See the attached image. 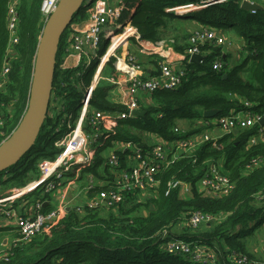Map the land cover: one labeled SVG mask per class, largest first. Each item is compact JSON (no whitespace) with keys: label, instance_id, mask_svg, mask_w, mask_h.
I'll use <instances>...</instances> for the list:
<instances>
[{"label":"trees","instance_id":"trees-1","mask_svg":"<svg viewBox=\"0 0 264 264\" xmlns=\"http://www.w3.org/2000/svg\"><path fill=\"white\" fill-rule=\"evenodd\" d=\"M42 1L20 0L19 43L8 56V0H0V72L7 61L10 66L8 85L0 93V119L3 122L0 134H4L0 135V141L11 136L27 109L37 46L44 26ZM195 1L199 0H121L117 4L119 14L114 22L122 27L136 28L142 41L158 43L173 37L175 50L183 55L191 47L189 40L192 33L189 29L193 24L216 30L223 36L234 32L243 41L240 63L229 69L226 48L213 43L200 47L204 56L200 63L189 61L185 55L187 73L178 89L153 93L152 103L141 105L142 111L146 112L144 117L110 122L116 129L114 139L117 141L138 144L143 141L140 133H152L165 141L184 139L210 131L216 127L214 121L241 112H251L264 118V0H250L263 7L254 13L241 7L243 0L211 5L183 17L166 11ZM80 14L81 19L76 16L73 23L87 19L83 9ZM112 24L102 35V54L108 48L110 39L122 32ZM125 38L123 36L116 42L120 43ZM64 42L63 36L52 94L54 99L58 98V102L52 99L50 108V112L53 110L55 113L51 116L49 112L30 153L0 174V187L12 180L17 188H24L28 182L24 181V177L37 171L38 162L54 159L61 151L55 146L59 139L55 129L66 127L62 120H67L70 114L78 116V105L85 92L83 85L87 87L91 84L96 65L94 63L87 70L61 69L66 49ZM112 51L109 50L108 54ZM217 59L223 62L221 70L213 68ZM102 66L104 62L99 71ZM115 88L108 83H100L93 91L92 108L126 111V107L113 99ZM212 109L218 110V114L212 119L204 118V111ZM179 120L191 123L201 120L202 126H193L185 133H177ZM261 129L262 139L251 144L250 140L259 136ZM103 150L94 151L92 165L79 167L82 174L93 173L99 177L103 173L100 178L104 179L108 169L104 165ZM120 155L124 164L127 153ZM263 159L264 126L259 121L253 127L238 129L237 133L224 134L216 145L212 141L205 142L192 154L174 162L159 175L157 198L138 203L133 196H127L117 210L100 213L92 210L79 213L72 208L43 234L25 244L13 246L12 255L7 261H0V264H237L236 260L241 256L257 262L249 252L247 240L264 226V200L257 199L259 194H264V161L258 167L251 165L253 161ZM219 161L223 162L222 171L235 183V188L223 198L204 197L197 191V183L210 166ZM101 166L105 167L104 171L99 170ZM172 180L189 184L192 196L184 200L179 190H171L166 195ZM28 196L41 197L43 201L47 197L42 196L40 190ZM49 211L47 206L42 208L44 213ZM194 212L227 216L223 221L195 229L173 230L174 225L188 219ZM165 229L173 230L170 238L190 243L191 255L168 253L164 248L166 240L162 238ZM4 232L0 228V233ZM199 252L210 253L212 257L198 259Z\"/></svg>","mask_w":264,"mask_h":264},{"label":"built area","instance_id":"built-area-1","mask_svg":"<svg viewBox=\"0 0 264 264\" xmlns=\"http://www.w3.org/2000/svg\"><path fill=\"white\" fill-rule=\"evenodd\" d=\"M60 1H42L41 14L44 23L57 9ZM226 1L229 0H199L184 6L168 8L166 11L174 13L178 17H183L193 11L211 5H219ZM19 5L20 0H8L7 27L10 34L7 50L8 56L13 53L14 47L19 43ZM83 6V10L87 15L86 26L85 28L81 27L80 23L82 22L79 20L70 26L66 36L68 46L65 49V54L73 53L75 57L73 68L87 70L94 63L96 64L97 61L96 70L91 84L87 87L83 85L85 92L78 105V116L75 117L73 114H70L67 120H62V124L66 127H57L55 129V134L59 136L55 146L61 149V151L54 159L43 160L39 163L40 178L29 183L19 192L0 198V219L14 218L18 233V237L11 247L7 251L0 253V261H7L9 259L12 255L11 249L13 246L25 244L31 238L43 234L70 211L67 208V204H61L55 209L44 213L42 212V208L45 202L40 199L35 205V213L32 216H25L15 214L12 210V205L36 190H40L41 195L45 196L60 187L72 185L74 181L80 180L82 171L79 167L94 163V151L100 148L105 149L103 150L104 165L107 167L108 172L104 174V181H100L93 173L87 175V184L80 190V194L84 196L85 205L83 208H76L79 213L89 210H117L120 205L124 204L127 196H133L135 202L137 201L138 203L157 198L160 185L159 175L174 162L180 160L184 155L192 154L205 142L212 141L216 145L217 140L224 134L232 133L238 129L253 127L257 122L261 121L258 115L251 112L245 113L244 117L235 114L214 121L213 123L216 127L210 131L194 134L184 139L165 141L162 138L159 139L160 137L155 134L144 133L143 137L145 141L138 144L133 141H117L114 139V136L117 134L116 129L110 122L133 118L132 112L135 110L142 111L139 98L135 93L152 96L153 93L159 90L178 89L182 85L187 73L185 55L191 61V56L201 54L200 47L206 43H213L215 46H223L225 48H228L231 43L216 30L202 27L192 33L189 40L191 47L180 58L181 67L176 68L173 66L175 62L174 54L176 53L174 39H166L158 43L142 41L136 28L122 27L114 22L119 14L118 7L117 5L110 4L108 0H86ZM111 23H113L112 26L115 29L122 30L120 36H126L118 46L123 47V51L126 52L124 55H128L127 57L123 56L120 52H118L119 57L116 55L114 51L118 46L115 47L111 54H108L109 49L104 54L101 52L102 35ZM132 38L138 46L139 53L137 55L131 53L129 49H124V46ZM112 40L110 39L108 47L113 45L114 42ZM139 55L160 57V72L157 77H145L143 65L138 59ZM114 56L117 58V62L114 65L115 71H113L111 77H103L107 63L109 62V65H111L112 59L116 61ZM103 62L104 67L99 71ZM63 66L64 69L68 67L66 63ZM222 66L223 62L221 59H217L213 68L221 70ZM9 73L10 66L7 61L0 72V93L5 91L8 85ZM118 75H123L124 77L117 78ZM103 81H107L110 85L116 86L119 89L120 99L118 103L126 107V111L112 112L92 108L93 91ZM52 99L58 102V98L54 99L52 96ZM2 127L3 122L0 119V128ZM218 128L221 129L223 135L213 136L211 131ZM176 132L185 133V131L179 128L176 129ZM259 133V136H255L250 140L251 144L257 143L258 139L263 136V129ZM0 135L4 134L1 133ZM6 139H2L0 144ZM108 139H111L110 142H107ZM124 152L127 155L123 164L120 153ZM263 161L264 159L255 160L251 166L258 167ZM185 186L187 187L189 184L172 180L169 183L166 195H169L171 190L181 191V189L185 193H188L189 190ZM234 188L235 183L223 173L217 164L211 165L207 173L197 183V191L204 197L210 198L226 197ZM257 199L259 201L264 200V194H259ZM226 216H212L201 212H194L188 219H183L174 225L173 230L183 231L184 228L188 227L195 229L203 225H209L210 223H218L223 221ZM173 230L169 231L165 229L162 232V238L166 240L164 245L165 250L174 255H191L192 246L190 243L170 238ZM195 247L200 248L199 246ZM201 252L198 254V259L212 257L210 253L205 254ZM236 263L264 264V262L261 263L260 261L254 262L245 256L238 258Z\"/></svg>","mask_w":264,"mask_h":264},{"label":"water","instance_id":"water-1","mask_svg":"<svg viewBox=\"0 0 264 264\" xmlns=\"http://www.w3.org/2000/svg\"><path fill=\"white\" fill-rule=\"evenodd\" d=\"M85 1L61 0L57 9L44 23L36 51L27 109L11 136L0 144V174L17 165L36 144L51 108L60 43L75 17L83 9ZM241 7L253 13L263 9L260 4L250 0H243ZM203 60L204 56L201 54L191 56L194 63ZM226 77L227 75L224 76ZM218 112L213 109L206 110L204 118L212 119ZM145 114V111L140 110L132 112L133 117H144ZM260 124L264 126V118Z\"/></svg>","mask_w":264,"mask_h":264},{"label":"crops","instance_id":"crops-1","mask_svg":"<svg viewBox=\"0 0 264 264\" xmlns=\"http://www.w3.org/2000/svg\"><path fill=\"white\" fill-rule=\"evenodd\" d=\"M108 1L110 4H114V5H117L121 2V0H108ZM85 21L86 20H84L83 22L81 21L82 23H80L81 27H83V28H85V26H86ZM199 28H201L199 25L193 24L192 29H189V31L192 33L194 31L198 30ZM224 36L231 43V45L226 49V52H227L226 55H228V57H229V60H228L229 69H231L234 67V65H236L237 62L240 63L241 58L243 57L242 53H241L242 52L241 47L243 46V41L234 32L225 33ZM134 41L135 40L133 38L130 39V41L124 46V49H128L131 45H133ZM118 43H116L114 46H116ZM240 45H241V47H239ZM239 48H241L240 51H238ZM236 49L238 52L236 51ZM137 53H139L138 50H137ZM182 56H184V55L181 54L180 52L176 51V53L174 54V59H175V62L173 64L174 67H176V68L181 67L182 64H181L180 58ZM138 59L141 62V64L143 65L146 78H153V77H157L159 75L160 57L139 55ZM64 63H66L68 65L67 68H73L74 67L75 57H74L73 53L65 54V52H64ZM135 94L139 98L140 107L142 104L150 105L152 103L151 96L145 95L143 93H135ZM237 114H239L240 117L245 116V113H243V112L237 113ZM180 121H182V122H180ZM179 125H181V127H183V130L186 132L187 130H191L193 128V126H196V127L202 126V121L196 120V121H193L191 123V122L186 121V120H179L178 121V128H179ZM211 134L213 136L223 135L221 129H219V128L211 131ZM159 139H161V138H159ZM260 139H262V137H260ZM142 140L145 141L143 135H142ZM216 164L220 166L221 170L223 169V162L222 161H219ZM83 178H84V175H82L80 177V180ZM37 179H38V177L31 178L30 182H28L26 185H28L29 183H31ZM99 180L104 181V179H102V178H100ZM186 188H188V190H189L188 193H185L182 189H181V191H179L180 197L184 200L189 199L192 196L191 187L187 186ZM10 189H12V191H9ZM10 189L5 188V186L0 187V198L13 195L14 193L20 191L22 188L16 187V189L15 188H10ZM75 189H76V184L65 185L63 187L58 188L56 191H52V192L46 194L48 198L47 197L44 198V202H45L44 206L49 207L50 211L55 209L56 207L60 206L61 204H67V208L69 210L72 208H77L73 204L77 200V198H79V196L81 194H80V192L75 194L74 193ZM40 199H41V197L35 198V197H30V196L26 197L25 196L24 198L21 199V201H18V203H16L17 202L16 201L15 202L16 204L14 203L12 205V210L15 212V214L18 213V215L32 216L35 213V205H36L37 201ZM104 210L110 211L109 209H103V210H101V212ZM0 228H3L5 230V233L12 234V236H13V240L11 243V245H12L18 237L15 219L14 218H2V219H0ZM174 231H177V230H174ZM177 232H179V230ZM253 236L258 241L260 240L259 241L260 244L261 243L264 244V226L261 227L259 230H257ZM248 248H249V252H250V250H251L250 249L251 248V242L250 241L248 242ZM261 248H262V246H261ZM252 249L255 252H259L258 255H256L255 253H252L255 260H257V261L259 260L261 262H264V249H263V251H261L260 248H258V249L252 248Z\"/></svg>","mask_w":264,"mask_h":264},{"label":"rangeland","instance_id":"rangeland-1","mask_svg":"<svg viewBox=\"0 0 264 264\" xmlns=\"http://www.w3.org/2000/svg\"><path fill=\"white\" fill-rule=\"evenodd\" d=\"M77 18L80 20L81 19V14L79 13L78 15H77ZM68 31L69 30H67L66 31V33L64 34V38H65V44H66V47L68 46V40H67V37H65V36H67V34H68ZM193 33V32H192ZM173 37H171V39H172ZM116 43H118V42H115V44ZM119 44V43H118ZM118 44L116 45V46H111V47H108L107 49H109V50H111V49H113V51H114V49H115V47H117L118 46ZM235 44V43H234ZM237 46V45H236ZM121 46L119 45L118 46V48L114 51L115 53H116V55L119 57V55H118V52H120V53H122V55L123 56H125V57H127L128 55H124L126 52H124L123 51V47H121ZM239 47H241V45L239 46ZM106 49V50H107ZM129 51L131 52V53H135L136 55L138 54L137 53V50H138V46L136 45V43L135 42H133V45H131L129 48ZM131 49V50H130ZM227 49V48H226ZM231 50V49H230ZM241 50V48H239L238 49V51H240ZM112 51V52H113ZM235 51V50H234ZM236 51H237V49H236ZM235 51V52H236ZM237 51V52H238ZM106 52V51H105ZM115 58H116V56H114ZM125 57H123V58H125ZM105 59H106V57H105ZM111 59V58H110ZM110 59H109V61H110ZM117 62V58H116V61L114 60V61H112V63H111V65H109V62L107 63V67L105 68V70H104V72H103V77H111L112 76V74H113V71H115V63ZM96 64H97V61H96ZM95 64V65H96ZM238 64V62L236 63V65ZM64 61H63V64L60 66L61 67V69H64ZM102 68H103V66H102ZM123 78L124 76L123 75H118L117 76V78ZM108 83L109 84V82H107V81H103V82H101V83ZM113 99H115L116 101H118L119 99H120V91H119V89L118 88H115L114 90H113ZM58 111V110H57ZM54 113H55V111H51L50 112V115L51 116H53L54 115ZM180 122H182V121H180ZM179 129L180 130H183V127H181V125H179ZM184 131V130H183ZM144 134V133H143ZM139 136L142 138V135H141V133L139 134ZM39 163H40V161L38 162V164H37V171L35 170V171H32V172H30L29 174H30V176H27L26 178L24 177V181L25 182H30V180H31V178H33V177H38V178H40V169H39ZM104 169H105V167H100L99 168V170L100 171H104ZM101 174V176H103V173H100ZM38 175V176H37ZM82 175H84V178L83 179H81V180H78V181H74V183L73 184H76V189H75V194H77V193H79L80 192V190L83 188V187H85L86 186V184H87V181H88V177H87V175L88 174H82ZM101 176H99L98 178L100 179V177ZM7 177V176H6ZM9 179H11V177H9ZM27 182V183H28ZM15 184V182L14 181H12V180H9L8 181V183H6V188L7 189H10V188H15L16 189V184ZM26 187V186H25ZM23 189V188H22ZM21 189V190H22ZM18 190V189H17ZM9 191H12V189H10ZM8 191V192H9ZM36 191H38V190H36ZM19 192V191H18ZM35 192V191H34ZM33 193V192H32ZM29 195V194H28ZM28 195H26V197H29ZM18 201H21V199L20 200H18ZM18 201L16 202V203H18ZM15 203V204H16ZM75 207H77V208H83V206L85 205V200H84V196L83 195H80L79 196V198H77V200L74 202V204H73ZM101 211H99V213H100ZM17 215H18V213H17ZM1 229H3V228H1ZM12 240H13V236H12V234H9V233H0V253L1 252H4V251H7L8 249H9V247H11V243H12ZM248 241H250L251 242V250H250V253L252 254V253H255L256 255H258V253L259 252H255V251H253V249L252 248H255V249H258V248H260L261 249V251H263V244L261 243H259V241L254 237V236H252L251 238H248V240H247V242ZM261 246H262V248H261ZM259 261V260H258ZM261 262V261H260Z\"/></svg>","mask_w":264,"mask_h":264},{"label":"bare ground","instance_id":"bare-ground-1","mask_svg":"<svg viewBox=\"0 0 264 264\" xmlns=\"http://www.w3.org/2000/svg\"><path fill=\"white\" fill-rule=\"evenodd\" d=\"M120 35H121V34H120ZM120 35H119V36H116V37H114V39L112 40V42H114L113 44H115V42H116V41H117L119 38H121V37H122V36H120ZM120 43H121V42H120ZM120 43H119V44H120ZM111 46H112V45H111ZM111 46H110V47H111ZM102 69H103V68H102ZM102 69H101V70H102ZM32 186H33V185H32Z\"/></svg>","mask_w":264,"mask_h":264}]
</instances>
